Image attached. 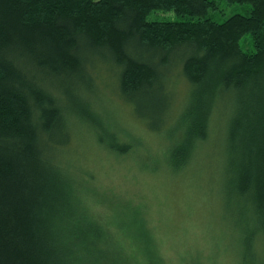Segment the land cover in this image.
Instances as JSON below:
<instances>
[{
	"label": "trees",
	"instance_id": "16d2710c",
	"mask_svg": "<svg viewBox=\"0 0 264 264\" xmlns=\"http://www.w3.org/2000/svg\"><path fill=\"white\" fill-rule=\"evenodd\" d=\"M222 1L248 14L217 22L214 0H0V264H163L140 210L102 218L82 200L80 128L114 158L137 151L93 111L100 85L167 140L171 176L208 139L214 102H233L216 181L240 262L264 264V0Z\"/></svg>",
	"mask_w": 264,
	"mask_h": 264
},
{
	"label": "rangeland",
	"instance_id": "374dc122",
	"mask_svg": "<svg viewBox=\"0 0 264 264\" xmlns=\"http://www.w3.org/2000/svg\"><path fill=\"white\" fill-rule=\"evenodd\" d=\"M214 1L216 11H210L209 17L217 22L232 15L248 14L246 5L228 6L222 0ZM96 77L99 78L98 74ZM100 90L97 100H91L93 111L102 117L108 130L121 134L125 129L129 135L123 136V140L132 142L137 151L130 157L114 158L96 143L95 132L80 128L79 141L73 142L77 148L70 151V158L85 190L83 196L80 194L83 202L102 218L117 212L131 215L135 209L140 210L163 264H242L241 257L248 249L239 241V228L226 216L225 201L216 181L221 178L233 102H214L208 139L194 161L181 174L171 176L161 162L167 140L163 136H147L143 125L133 121L129 106L110 97L107 86L100 85ZM180 94L179 103L185 102L183 110L189 97L188 93ZM143 155L151 157L149 163L153 159L160 161V169L149 174L140 170L145 167ZM55 164L59 165L57 159ZM86 172L89 176L83 174Z\"/></svg>",
	"mask_w": 264,
	"mask_h": 264
}]
</instances>
